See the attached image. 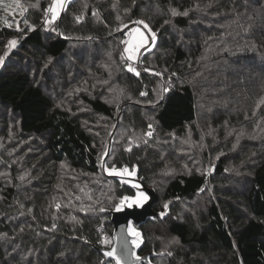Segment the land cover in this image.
Returning <instances> with one entry per match:
<instances>
[{"label": "trees", "instance_id": "obj_1", "mask_svg": "<svg viewBox=\"0 0 264 264\" xmlns=\"http://www.w3.org/2000/svg\"><path fill=\"white\" fill-rule=\"evenodd\" d=\"M11 1L0 2V17ZM19 1L35 30L25 24L19 47L0 67V264H101L92 245L105 247L102 236L112 241L113 229L99 209L113 210L135 193L100 177L96 116L143 137L150 124L156 131L130 149L114 143L106 161L108 168L137 169L157 193L155 211L168 203L164 220L137 228L139 255L165 253L152 264H264V103L254 109L247 101L252 90L264 95V0H73L48 30L50 1ZM173 9L188 14L172 16ZM136 20L156 34L138 61L139 75L116 50ZM98 48L113 59L86 56ZM55 91L62 104L54 103ZM186 129L198 139L206 134L205 171L171 146ZM249 144L251 154L238 159L236 148ZM174 152L187 171L162 182ZM231 161L245 174L241 193L232 188L238 179ZM197 199L202 206L190 207L191 216L180 212Z\"/></svg>", "mask_w": 264, "mask_h": 264}, {"label": "rangeland", "instance_id": "obj_2", "mask_svg": "<svg viewBox=\"0 0 264 264\" xmlns=\"http://www.w3.org/2000/svg\"><path fill=\"white\" fill-rule=\"evenodd\" d=\"M20 2V1H19ZM9 5H12V7H6L4 9V11L2 12V16L0 17V29H3V28H7V29H11V30H6L8 32H6V36L4 38H1L3 44L1 45V50H0V56H3L5 51H7V45H8V41L10 40H13L15 39L17 41V44H16V47L13 48L11 50V52L9 53H12V52H15L17 50V48L19 47L20 45V41L19 39L21 38L22 36V32L25 30V24L24 23V20L21 16V12L23 11V15L26 14V9L25 8H22V4L20 2V5L21 7L20 8H16L14 3H13V0L11 2H9ZM15 13V15H12L10 13ZM8 21V23L11 24V27L7 26L3 21ZM17 27H19V31H17ZM135 28H139L140 32L143 33L145 36H150V32H149V29H146L144 27L143 24L141 25H136L135 23H133V28L131 30H129L128 32H126V35H125V39L121 38L120 37V41H129L130 43L132 44H135L136 40L138 39V37H136L133 33V29ZM125 28H120L119 31H122L124 30ZM11 31V32H10ZM152 32V31H151ZM156 42V40H155ZM126 45L124 43H122V46L120 48V51L118 50V48L116 47V50L118 51L120 57H121V53L123 52V49ZM155 46V44L153 45L151 42H149V44L147 45V47L145 49H141V52L139 54V57H138V61L139 59L142 57L143 54H145L146 52L150 51L151 49H153ZM98 50L100 51H92V54L90 52V49H89V53L86 54V56L88 55V58H91L92 56L94 55H97L98 53H101L104 55V60H108V59H113L112 58V53L110 51H104L103 49L101 48H98ZM85 52H88V51H85ZM126 55V54H125ZM5 61V59H4ZM127 60H124V62H126ZM138 61L135 63L138 65ZM127 63H129L127 61ZM1 67V65H0ZM138 66H136L135 68H137ZM41 69H44V66L41 68ZM40 88L43 90L44 92V78L42 77V83L39 84ZM261 89L264 90V87H262ZM56 92V99H53L54 103L56 104H62L63 103V98L61 97V95L57 92ZM115 94H119V91L115 90L113 91ZM252 93L253 95H250L247 96V101L248 103L250 104V106H252L254 109H258L259 107V104H263L264 103V95L263 96H260V93L255 91V90H252ZM241 95V92L239 93ZM248 95V94H247ZM253 97V98H251ZM221 99H224L225 101V98H221ZM219 99V100H221ZM117 107L114 109L116 110ZM119 113V112H118ZM116 115H117V112H116ZM205 115L203 113H201L200 117L201 119L203 118L205 121H208V117H204ZM208 116V115H207ZM118 117V116H117ZM95 119L97 120V123L95 124V130L96 132L94 133V136H96L98 138V141L101 145L100 147V151L98 153V166H99V169H100V177L101 178H104L103 176V171H102V159L103 157L105 156L106 154V151H107V148H108V144L110 143V138H112V142L113 144L111 143V149L113 148V145L115 143V145H120L121 147H124V148H128L130 149L131 147L135 146V145H139L141 143H148V141L151 140L152 136L154 135V133L156 132L154 127L152 126L151 129L148 128V132L150 131L151 132V136H148V135H145L144 137L139 135V134H136V133H133L131 132L129 129H126L124 127H121L119 130H118V126H119V123L118 122H114V121H108V120H105L103 119L102 117H98L96 116ZM258 123L259 124H264V108H263V111L258 115ZM114 130L116 131L117 130V133L114 132ZM210 133L211 130H208ZM114 132V133H113ZM147 132V133H148ZM176 136H174L172 139H170L171 141V146H175L173 149L176 151L177 154L179 155H184L186 157H189L190 159L188 160L189 162H191L192 164V167L194 168H197L198 170H201L203 169V160H201V155H202V151H206V147H205V142H206V134H203V136H201V138H195L193 136V134L190 132L189 129H186L185 131V134L183 135L182 138H175ZM241 137V135H238L237 136V139ZM165 139V138H164ZM242 140H244L242 138ZM175 142V143H174ZM237 150L235 151V155L238 157V159L242 156V155H247V157L251 154V150H250V144L245 147V148H241L239 149V147L236 148ZM176 153H171V156L173 157L174 161H173V164L172 162L170 163L169 161L167 162L168 164L172 165V166H168L169 168L166 169L165 173L161 175V181L163 182L165 179L166 180V183L168 182L169 178H172L175 174H180V171L181 172H184V171H187V169H180L181 168V165L180 163H178V159L176 158ZM175 154V155H174ZM254 157V152L252 151V155H251V158ZM215 159V156H210L209 155V166L206 170V174H208V177L210 176H213V168H212V165H213V161ZM249 161V160H248ZM232 162L231 161L228 166V170L231 172V174L233 175L232 177H234L235 179H238V180H235L234 183H233V190L236 192V193H241L242 190H245L246 186H247V182L245 179V174L242 172L240 173V169H244L245 170V173H246V167L248 164L246 162V160L242 163V167L239 169V170H232ZM210 163H211V166H210ZM108 168V167H107ZM108 169H111V168H108ZM203 171H205V169H203ZM131 172V171H129ZM2 173V172H1ZM0 175H5V174H0ZM99 178V176L95 177L93 180H98V179H101ZM102 184V187L104 189H109L110 188V183H101ZM112 185H113V181L111 183V188H112ZM210 190H212V187L210 186ZM113 193L115 194V189L113 187L112 189V195ZM213 192H210V195L212 194ZM214 196V194H213ZM80 197H82V195H80ZM113 201V199H112ZM111 201V203H112ZM167 203V202H164V203H161V207H162V211L161 212H164L165 209L163 208V205ZM202 200H193L192 202L190 203H187V204H184V206L182 205L181 209H180V212L182 211L183 214L185 215H190L191 214V210L189 209L190 207H195L196 208H200V206H202ZM168 204V203H167ZM103 205V204H102ZM106 207V205L103 206V208ZM114 208V207H113ZM114 210V209H113ZM107 211H109L107 208L105 211H103L104 214H107ZM191 216V215H190ZM109 217V215H108ZM110 219V218H109ZM163 255H165V253H162ZM110 264H113L112 262Z\"/></svg>", "mask_w": 264, "mask_h": 264}, {"label": "snow or ice", "instance_id": "obj_3", "mask_svg": "<svg viewBox=\"0 0 264 264\" xmlns=\"http://www.w3.org/2000/svg\"><path fill=\"white\" fill-rule=\"evenodd\" d=\"M2 2V0H0ZM13 3L16 8H20V2L19 0H13ZM68 3V0H51L50 5L48 6L47 9L44 10V27L45 30H48L52 25L55 24V22L58 20V18L61 15V12L65 10L66 4ZM34 6V5H33ZM7 7H12V5H8ZM12 15H15V13H10ZM21 16H23V11L20 13ZM187 15V11L184 13H179L175 9L171 11L172 16H177V15ZM93 15L96 16L97 13L94 11ZM82 19L81 16L76 17V22L79 23L80 20ZM119 19V17H117ZM7 26L11 27V24L8 23V21H3ZM169 21H165V23H168ZM24 23L28 24V21L25 19ZM136 25H141L143 24L146 29H149L150 36H145L143 33L140 32L139 28L133 29V33L138 39L136 40L135 44L130 43L129 41H122L126 46L123 49V52L121 53V60H127V71L134 73L136 75H139V72H137L136 68L133 66L137 61L139 54L141 52V49H145L149 42H151L153 45L155 44L156 40V34L154 32H151V29L149 28L148 24L145 21L142 20H136L134 21ZM29 30H35L34 26L31 24H28ZM53 31H55V28H52ZM17 31H19V27H17ZM90 39V38H89ZM17 41L15 39L8 41L7 45V51H5L3 56H0V65L3 64L4 59L6 56H8L9 52L13 48L16 47ZM126 54V55H125ZM51 62V61H49ZM47 66V65H45ZM147 70V69H146ZM167 91V89H165ZM141 95H145V93H141ZM255 114V113H253ZM152 125H149V128L151 129ZM146 135L151 136V132L149 131L146 133ZM104 167V164L102 163L101 165ZM63 167V165H62ZM105 171L108 172L109 175H114V176H125V175H134L135 174V169H133L131 172H129L128 168L125 167L122 171H117L115 167H112L111 169L105 168ZM23 179V177H21ZM124 180H121V183H124ZM134 188L137 189L136 196L129 197V196H124L119 200V203L114 205V211L120 212L122 211L125 207L127 208H133L134 206L137 208L143 207V205L148 201L149 196L145 194L144 192L140 191V186L138 184H133L132 185ZM83 191V189H81ZM79 198V197H78ZM57 209H59L60 205H56ZM163 208L165 209L164 212L160 213V216L163 217L166 215L167 209H168V204L165 203L163 205ZM106 209L101 207L99 211L103 212ZM31 211V210H29ZM55 219V217L53 218ZM53 228H55V224H53ZM127 235L131 237L130 241H123L119 242V247L116 245H112V242L108 238H104L102 240V243L105 245V251L103 252V256L105 258H110V262L114 261L115 264H128L129 259H133L137 262H140L142 258L136 254L135 251L129 252L128 250V243L130 242L133 249L138 248L140 246V243L142 242V233L138 231L132 224L131 221L128 222L127 224ZM113 239H116V237H113ZM171 243H178L177 240H173ZM109 245H112L110 247V250L108 248ZM171 255V253H168ZM101 264H104L102 261Z\"/></svg>", "mask_w": 264, "mask_h": 264}, {"label": "water", "instance_id": "obj_4", "mask_svg": "<svg viewBox=\"0 0 264 264\" xmlns=\"http://www.w3.org/2000/svg\"><path fill=\"white\" fill-rule=\"evenodd\" d=\"M114 132H115V130H114ZM110 140L111 141L108 144L106 154L102 159V163L104 164V167H102L104 178H106L108 180L116 181L122 187H126V188L132 190L135 193L134 197L136 196L137 189L134 188L132 185L138 184L140 186V191L144 192L145 194H147L149 196L148 201L143 205V207H140V208H137L135 206L133 208L125 207L120 212H116L114 210L107 211V214L109 215V218H110L109 221H110V224H111L112 229H113L111 242H112V245H116L117 247H119V242L131 240V237H129L127 235V231H126L127 224L129 221H131L133 226L137 229L138 227L147 223L149 220H154V219H159L161 221L164 220L167 217L168 209H167L166 215H164L163 217L160 216L161 211H155L154 210V206L158 202L157 193L153 188L145 185L143 179H140L138 177L137 169H135L134 175H131V176L125 175L122 177L109 175L108 172L105 171V168H107L106 161H107L108 156L111 153L112 138H110ZM116 170L122 171L123 169H116ZM121 180H124L125 182L121 183ZM137 230L139 231V229H137ZM113 237H116V239H113ZM142 243H143V241L140 243V246L138 248L133 249L131 243L129 242L128 243L129 252L135 251L136 254L139 255V251L142 247ZM112 245H110V247ZM110 247H108L109 250H110ZM92 248L95 251L99 252L103 256V252L105 251V247H97V246L92 245ZM158 255L162 256L163 254L162 253L156 254L154 252H150V253H145L143 255H139L142 258V260L140 262H138V264H152L151 259L155 258ZM102 261L104 262V264H109L110 258H105L103 256ZM111 262L115 264L114 261H111ZM128 264H137V262L133 259H129Z\"/></svg>", "mask_w": 264, "mask_h": 264}, {"label": "built area", "instance_id": "obj_5", "mask_svg": "<svg viewBox=\"0 0 264 264\" xmlns=\"http://www.w3.org/2000/svg\"><path fill=\"white\" fill-rule=\"evenodd\" d=\"M50 1V3H51V0H49ZM71 1H73V0H68V3L67 4H69ZM66 4V5H67ZM130 63V62H129ZM134 67H136V66H138L137 64H134L133 65ZM87 205L86 204H84V203H82V207L84 208V207H86ZM102 229H103V227H102ZM104 238H108V236L106 235V234H103V236H102V240L104 239ZM109 239V238H108Z\"/></svg>", "mask_w": 264, "mask_h": 264}]
</instances>
